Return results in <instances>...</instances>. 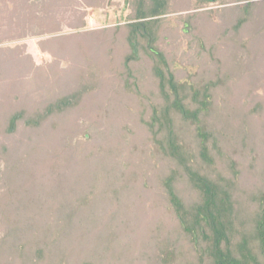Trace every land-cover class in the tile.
<instances>
[{
    "label": "trees",
    "instance_id": "1",
    "mask_svg": "<svg viewBox=\"0 0 264 264\" xmlns=\"http://www.w3.org/2000/svg\"><path fill=\"white\" fill-rule=\"evenodd\" d=\"M39 1L38 15L32 12L38 4L27 8L28 15L17 14L19 7L8 9V0H0V12L8 11L3 18L9 24L34 35L42 34L38 29L53 35L60 26L59 11L53 10L66 0ZM126 1L133 7L131 15L113 29L108 54L103 45L107 31L94 33L96 38L89 33L39 43L70 62L67 70L55 72L59 84L48 106L32 99L29 87L20 93L22 74L37 83L44 67H34L32 57L19 56V49L0 47V91H19L0 92V110L12 111L0 122V264H264V130L257 124L264 96L250 109L234 102L240 81H250V91L264 89L258 74L263 66L255 65L246 75L251 64L264 62V1L180 15L184 32L200 31L204 20L213 21L219 35L209 46L196 37L199 53L209 55L213 69L193 78L176 76V62L158 47L175 0ZM209 1L219 0L198 3ZM16 29L0 30V44L18 40ZM249 32L252 36L244 39ZM83 36L95 41L89 46L74 41ZM119 36L130 49L119 55L123 67L143 59L153 63L152 88L148 82L143 89L133 75V82L125 79L124 90L142 108L138 114L149 132L144 144L128 129V137L102 145L109 156H120L108 170L104 162L111 161L100 152L97 162L90 161L96 154L87 140V157H79L81 173L64 172L51 152L45 161L31 158L24 136L34 137L29 132L47 117L76 114L73 120L83 124L86 117L100 118L112 98L105 75L113 67ZM258 42L263 47L250 54ZM224 48L230 56L218 58Z\"/></svg>",
    "mask_w": 264,
    "mask_h": 264
},
{
    "label": "rangeland",
    "instance_id": "2",
    "mask_svg": "<svg viewBox=\"0 0 264 264\" xmlns=\"http://www.w3.org/2000/svg\"><path fill=\"white\" fill-rule=\"evenodd\" d=\"M12 1L13 0H8V9H14L15 6H18L19 8L16 9L17 14L20 11H24V13L27 14V8L29 6H36L34 4H38L41 2L39 0H14L15 3H13ZM254 1L261 2L264 0ZM220 2L221 0L217 2L209 1V3L199 4L198 0H175V2L172 3L174 12H172L166 18L169 26L165 29V31L161 32V38L158 47L163 53L166 54L168 59L176 62V66L174 68L176 76L193 78L196 74H201L202 72H207L209 70L211 71L213 69L212 65H210L211 62L209 60V55L205 52L199 53L198 46L195 40L196 37H199L202 40H208V46L212 43L214 44L219 35L217 29L214 27L213 21L206 22L203 20L204 22L202 21V24H200L201 22H196L197 25H201H198L201 33L198 30L192 32H184L183 23L179 19V17L180 15L195 14L206 10H213L218 12L222 7L225 6L244 4L243 0H225L223 2L225 3L224 6H221ZM42 8V4H38L36 10L32 12L36 13L37 15L41 14ZM132 8L133 7L131 6V4L126 0H66L62 4V8H54L53 10V12L57 10L59 11L57 22H59L58 25H60L58 29L59 31L53 35L43 34L44 31L42 29L37 30L42 34L34 35V32H32L33 30H28L27 28H24L22 26L19 27L15 24H9L8 19L3 18L4 16H7L8 11L2 13L0 12V30L4 29L11 31L12 29L14 30V28H18L16 29L15 33L17 34V37H19L18 40L16 39L13 41H5V43L0 44V47H9L12 49H17V51L19 49V56H22L23 58L32 57L34 67L38 68L42 66L45 69L44 72H46L45 75H43L44 77H39L37 83L33 81L30 82L27 78V74H22L23 80L20 84L22 90L20 93H22L23 91L28 92L29 87V91H31L30 94H32V99L36 100L40 106H48V104L52 102L53 95L55 94L54 86L56 85V83L59 84V82L55 79V72H57V70L60 72L69 68L70 62H67V60L63 62L64 58L58 57L54 54H50L48 51L43 50L39 46V43H41L42 41L45 42V40L47 39L59 36H81L93 33L92 35L95 37L94 33L98 34L100 32L107 31L106 36L108 42L106 40L103 44L105 46L104 49L107 53L108 47L112 45L111 39L114 36V33L112 32L113 29H115V27H120L127 22V17L131 15ZM26 27H29V25H27ZM250 36H252L250 32L249 34L246 33L244 34V39H248V37ZM91 37H78V39H74V41L82 42L89 46L93 40L95 41L94 37L93 39ZM121 37L123 36H119V40L117 39V51L115 53V59L112 61V63H114L115 65L112 64L113 67L110 68L111 70H109L110 73H113L115 71L114 74H116H113V76L110 73L105 75V77L107 78L105 79L107 83L106 88L109 92V96H111L112 98L109 99L110 101L108 103L104 104L102 108L103 111L102 113H100V118H93V116L86 117L85 120L87 121V123L84 121L85 124H83L81 123V121H78L76 119L73 120L76 114H73L75 116H72L71 118H64L62 115L50 117V119L47 117L46 121L43 122V125L40 126V128L36 129L33 132H29V134H35L34 137L29 138L27 137V135H23L28 140L27 142H23V144L25 145L24 150H27L26 147H29V155H31V158L36 156L41 158L42 161H45L49 156L46 152H51L54 156L57 154V158L59 159L60 165L64 172L68 173L70 172V170H75V173H81L82 167L81 164H79V157L81 155V158H83V156H85V158L87 157L86 154H88V150L86 149V146H88L89 143L90 145L94 144L93 153L96 154L95 156L93 155L90 157V161L94 163L97 162L94 157L98 156V152H100L104 160H107V162L111 161L108 164L104 162V169L108 170L111 163L114 164L117 159V161L120 160V156H116V159L113 155L112 157L109 156L105 151H101L100 147L102 145H104L105 143L110 144L112 141L114 142L115 139L119 140L121 137H128V129H130V132H132V134H129L130 137H138L141 141L140 144H144L145 139L149 137V132L141 122L138 114L142 108L137 103L136 98L132 94H129L127 89L124 90L126 88L125 79H129V82H133L132 77L134 76L135 79L140 78V83L144 84L143 89H146L145 86L149 83L151 84L150 88H152V74L150 73V70L153 63L151 60L145 61L143 59L142 63L130 64L128 68L123 67V65H121L120 63L119 55L121 57H124L125 55H127L130 49L128 48L129 46L126 45L125 41L121 39ZM8 38L9 36L7 35V39ZM96 40H98V38ZM100 40L101 39L99 38V41ZM258 46L263 47V44L258 42L257 44L252 45L250 47V54H253L252 51H254ZM120 52H122V54ZM222 54H225L224 56H230L228 53H226L225 48L220 50L219 55L216 56L222 59ZM258 55L260 56L262 55V53H258ZM261 60H264V57L261 58ZM56 63L58 64L57 67H53L54 69H51L54 64L56 66ZM250 64L251 63H249V65ZM251 65L248 69H246V75H251L249 72L253 71L255 65L259 69L263 66L264 69V62H261L259 64L257 62L256 64L252 66ZM263 69H261L260 71L258 70L259 77H263L262 81H264ZM129 71L131 72L130 75L128 74ZM47 75L48 77L46 79L45 77ZM144 76H147L145 82L143 81ZM242 80H244V77ZM245 80L240 81L239 84L235 85L234 102L237 105L246 104V107L250 109L257 101H262V98L264 96V89H256L250 91L252 85L250 81ZM262 81L259 84L261 87L264 86V83ZM28 84H32L33 86H29ZM11 90L13 93L15 90V93L18 95L19 91H17L16 87L15 89ZM0 92L4 95L13 94L9 91L8 88H6L5 90L2 89ZM6 98L11 99L10 96ZM26 102L30 104V106L33 105L30 101H27V99ZM11 112L12 111L10 109H7L6 107L1 109L0 116L2 118L0 117V122L5 120V117L7 119V116L10 115ZM258 115L259 116H257V124L259 122V129L263 131L264 112L261 115ZM86 130H88V132ZM23 131L25 133L26 129H24ZM85 131L87 132V137L89 139H86ZM86 140L88 142L87 144H85ZM78 143H80V145H78ZM95 147H97V149ZM56 149L58 150L57 152ZM64 154H67V157L70 156L69 154H73V156H70V158L73 159L69 161V158L63 156ZM107 156H109V158ZM235 156L237 155H234V157ZM240 158L241 157L239 155L238 157H235L237 161H240ZM250 179L252 178L249 177V181ZM257 181L258 180H254V182ZM103 186V180L101 178V182L98 183V187L102 188Z\"/></svg>",
    "mask_w": 264,
    "mask_h": 264
}]
</instances>
